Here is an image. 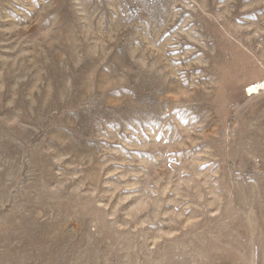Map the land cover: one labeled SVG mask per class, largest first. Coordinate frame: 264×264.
Here are the masks:
<instances>
[{
	"label": "rangeland",
	"instance_id": "rangeland-1",
	"mask_svg": "<svg viewBox=\"0 0 264 264\" xmlns=\"http://www.w3.org/2000/svg\"><path fill=\"white\" fill-rule=\"evenodd\" d=\"M264 0H0V264H264Z\"/></svg>",
	"mask_w": 264,
	"mask_h": 264
},
{
	"label": "bare ground",
	"instance_id": "bare-ground-1",
	"mask_svg": "<svg viewBox=\"0 0 264 264\" xmlns=\"http://www.w3.org/2000/svg\"><path fill=\"white\" fill-rule=\"evenodd\" d=\"M262 86H264V82H259V83H256V84L250 86V87L247 89V91H248V92L259 91V90H262V88H263Z\"/></svg>",
	"mask_w": 264,
	"mask_h": 264
}]
</instances>
